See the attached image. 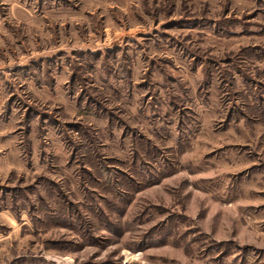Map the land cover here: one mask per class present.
<instances>
[{"label": "rangeland", "instance_id": "1", "mask_svg": "<svg viewBox=\"0 0 264 264\" xmlns=\"http://www.w3.org/2000/svg\"><path fill=\"white\" fill-rule=\"evenodd\" d=\"M0 264H264V0H0Z\"/></svg>", "mask_w": 264, "mask_h": 264}]
</instances>
